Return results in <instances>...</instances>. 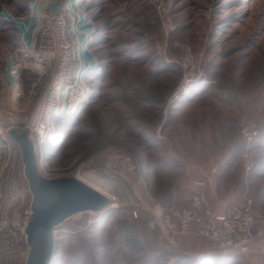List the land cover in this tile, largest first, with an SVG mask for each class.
I'll return each mask as SVG.
<instances>
[{
    "label": "rangeland",
    "instance_id": "rangeland-1",
    "mask_svg": "<svg viewBox=\"0 0 264 264\" xmlns=\"http://www.w3.org/2000/svg\"><path fill=\"white\" fill-rule=\"evenodd\" d=\"M31 3L0 0V108L15 110L21 119L31 115L35 100L17 97L5 68ZM87 8L95 27L92 57L102 73L87 78L96 85L88 107L62 121L65 137L54 149L53 164L64 168V176L80 172L115 191L118 205L75 214L57 226L56 242L65 248L61 263L143 264L137 257L154 256L150 243L144 239L145 252H137L128 232L134 230L138 246L153 233L140 228L145 216L138 211L153 217L162 207L182 205L197 180H206L203 189L214 204L250 196L264 211V0H89ZM30 77L24 73L26 94ZM185 81L189 94L174 100ZM243 119L254 120L262 135L252 145L256 168L249 175L241 164ZM121 152L134 155L137 172L121 175ZM146 160L158 168L144 180ZM22 187H29L28 180L22 179ZM158 238L180 264H202L201 252L214 248L201 237L184 238L178 246ZM216 254L211 264H264L259 251Z\"/></svg>",
    "mask_w": 264,
    "mask_h": 264
},
{
    "label": "built area",
    "instance_id": "built-area-1",
    "mask_svg": "<svg viewBox=\"0 0 264 264\" xmlns=\"http://www.w3.org/2000/svg\"><path fill=\"white\" fill-rule=\"evenodd\" d=\"M75 1L32 0L19 26L18 45L6 59V74L16 82L17 97L27 96L35 100V105L31 115L22 119L15 110L0 108V264H25L31 250L27 229L33 215L32 193L29 187H22V179L27 178L21 148L10 130L28 129L40 172L47 178L62 176L64 168L53 164L47 141L58 135L60 120L88 107L96 85L87 78L102 73L101 62L92 57L95 27L87 8L89 0ZM25 72L31 75L27 94L23 89ZM185 84L186 81L178 87L174 100L181 93L189 94ZM161 128L162 124L158 125L159 132ZM239 131L244 144L241 164L249 175L256 168L252 145L260 134L259 127L254 120L243 119ZM120 159L121 175L138 171L132 153L121 152ZM93 161V157L88 159L89 163ZM106 170L113 171L110 166ZM117 175L118 171L113 174L115 178ZM194 184L197 190L186 205L162 207L150 220V227L158 228L162 241L178 246L184 238L201 237L212 243L219 254L264 253V211L252 197L244 196L234 204L221 206L214 204L203 189L205 179ZM163 264L180 262L177 256H169Z\"/></svg>",
    "mask_w": 264,
    "mask_h": 264
},
{
    "label": "water",
    "instance_id": "water-1",
    "mask_svg": "<svg viewBox=\"0 0 264 264\" xmlns=\"http://www.w3.org/2000/svg\"><path fill=\"white\" fill-rule=\"evenodd\" d=\"M19 144L24 173L32 193L33 215L27 232L31 250L25 264H53L56 239L53 229L67 218L84 212H104L112 198L78 176L45 177L39 170L29 130L11 129Z\"/></svg>",
    "mask_w": 264,
    "mask_h": 264
},
{
    "label": "trees",
    "instance_id": "trees-1",
    "mask_svg": "<svg viewBox=\"0 0 264 264\" xmlns=\"http://www.w3.org/2000/svg\"><path fill=\"white\" fill-rule=\"evenodd\" d=\"M96 94H94L93 95V97L92 98H94V96H95ZM83 112V111H82ZM80 114V113H79ZM76 116V115H75ZM62 121H65V119L64 120H60L59 121V123H58V135L56 136V138H54V139H49L48 141H47V147L52 151V152H50V155L52 156V161H53V158L55 157L54 156V154L53 153H55V148L56 147H60V145H59V143H60V141L63 139V137H65L64 136V132L62 131ZM61 136V137H60ZM262 137V135H261V133H260V135L258 136V138L255 140V142H254V144H257V145H259L260 144V142H258L259 141V139ZM242 141V140H241ZM263 141H264V138H263ZM58 142V143H57ZM56 143L58 144L57 146H56ZM52 144V146L50 147V145ZM253 144V145H254ZM58 147V148H59ZM52 148V149H51ZM106 149V147L105 148H103V149H101L100 150V148H99V150L97 151V154H99V153H102V152H104V150ZM55 155H58V154H55ZM90 158V157H89ZM89 158H87V160L89 159ZM81 163V160L80 159H78L77 161H76V164L78 165V164H80ZM107 177H110V175L109 176H107ZM239 201V200H238ZM238 201H235V202H230V203H228V204H226V205H231V204H234V203H236V202H238ZM145 211V209H141L140 211H138V216H145V218H144V221H143V225H144V227H143V225H142V227L140 226V228L142 229V230H145V232L146 233H149V234H151V233H153V237H145V238H142L143 240H140L141 241V243L143 242V245L142 246H138L137 245V243L135 244V242H136V238H135V236H134V234H135V232H134V230L132 231V232H128L129 233V237H128V240H129V243H130V245H131V247L132 248H134L137 252H145L144 250H146V247H145V243H144V239H145V241H149V248L153 251V253H154V256H151V255H141L140 257H137L138 259H139V261L141 260V261H144V263L143 264H163V259L165 258V257H169V255H171L172 254V252L170 251V250H168L167 248H165L163 245H161V243H160V241H159V238H158V235L157 236H155V233L157 234L158 232H159V230H158V228H155V229H153V228H151L150 227V225H149V222H150V220H152L153 219V217H152V215L151 214H148V213H145L144 212ZM140 212V213H139ZM145 233V234H146ZM127 234V233H126ZM142 236V235H141ZM147 236V235H146ZM81 250H83L82 249V247H78V249H77V251H79V252H81ZM62 251H64V253H65V248H63V250H61V248H60V245H59V241L58 242H56V245H55V257H54V262H53V264H62L61 263V260H62ZM208 252H210L211 254L210 255H214L213 256V258H212V260L211 261H215V260H217L218 259V257L217 256H220V255H217L216 253L217 252H215V249L213 248V250H207ZM147 252V251H146ZM216 254V255H215ZM219 254V253H218ZM232 255H236L237 253H231ZM82 255H83V252H82ZM225 256V255H224ZM224 256H222V257H224ZM133 263V261L132 260H130L129 261V264H132Z\"/></svg>",
    "mask_w": 264,
    "mask_h": 264
},
{
    "label": "crops",
    "instance_id": "crops-1",
    "mask_svg": "<svg viewBox=\"0 0 264 264\" xmlns=\"http://www.w3.org/2000/svg\"><path fill=\"white\" fill-rule=\"evenodd\" d=\"M157 137H159V136H157ZM177 164H175V166H176ZM181 165V164H180ZM178 166V165H177ZM183 166V165H182ZM157 168H158V165H157V163L156 162H154V161H152V160H146L145 162H144V165H143V170H142V175H141V177L144 179V177H143V175L145 176V179H148L149 178V176L151 175V174H153V173H155V171L157 170ZM144 179V180H145ZM190 185V187H196V186H192L191 184H189ZM194 185V184H193ZM114 189V188H113ZM177 193H179V190H174L173 192H172V200H174L175 201V196L177 195ZM114 194H115V191H114ZM113 193H112V195L113 196H115ZM117 194V193H116ZM193 194V193H192ZM189 199L188 200H186L184 203H182V205H186V203L188 202V201H190V199H191V195H190V193H189ZM171 205V204H170ZM191 241H187V243H190ZM191 244H192V242H191ZM211 253L210 252H208V251H206V250H203L202 252H201V255H200V257L202 258V257H204V258H202L203 259V261L201 262L202 264L206 261L207 263H209V264H211L210 263V261L212 260V258H213V254L212 255H210ZM204 255V256H203ZM221 261L223 260V258L221 257V259H220ZM213 262V261H212ZM198 264H200V262L198 263Z\"/></svg>",
    "mask_w": 264,
    "mask_h": 264
},
{
    "label": "bare ground",
    "instance_id": "bare-ground-1",
    "mask_svg": "<svg viewBox=\"0 0 264 264\" xmlns=\"http://www.w3.org/2000/svg\"><path fill=\"white\" fill-rule=\"evenodd\" d=\"M64 2H70V1H74V0H63ZM81 0H76L75 2H79ZM88 4V3H87ZM188 90V86L185 88ZM2 97V96H1ZM73 117V116H72ZM71 118V117H70ZM61 137V136H60ZM56 138V137H55ZM79 178H81L82 180H84L85 182L91 184L92 186H94L95 188L101 190L102 192L106 193V194H109L112 198V203L110 205L109 208L113 209L115 207H117L118 203L116 201H114V196L109 193L106 189H104L103 187L99 186L98 184L92 182L91 180H89L88 178H86L85 176H83L80 172L78 174H76ZM79 214V213H78ZM77 215V214H76ZM230 258V257H229ZM230 262V261H229ZM211 263V261H210Z\"/></svg>",
    "mask_w": 264,
    "mask_h": 264
}]
</instances>
